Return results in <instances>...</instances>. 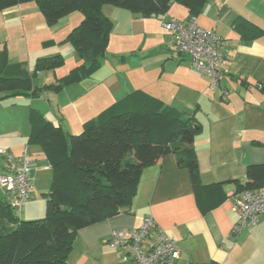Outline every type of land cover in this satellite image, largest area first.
Here are the masks:
<instances>
[{"label": "crops", "instance_id": "0c3cea01", "mask_svg": "<svg viewBox=\"0 0 264 264\" xmlns=\"http://www.w3.org/2000/svg\"><path fill=\"white\" fill-rule=\"evenodd\" d=\"M102 14L112 29L99 69L59 93L43 91L34 98L1 100L0 150L14 157L27 156L30 194L37 191L42 196L48 193L51 172L42 150L28 144L29 110H41L55 127L78 134L87 121L140 91L166 107L193 113L198 131L192 147L200 181L206 186L222 184L219 191L224 198L214 209L200 211L188 171L177 166L173 155L165 156L142 171L128 207L76 233L67 264H135L124 260L123 249H111L105 240L114 230L137 229L146 216L175 242L180 251L175 264H264V215L234 235L238 217L233 210L236 185L232 183L245 179L248 166L264 164V0H207L195 17L200 28L213 30L222 41L223 78L214 89L188 57L173 53L172 38L162 27L168 17L186 23L184 7L173 4L165 15L144 17L105 5ZM237 18L263 34L241 40L233 28ZM81 20L82 15L74 12L48 27L33 2L0 12V51H6L10 72L31 75L38 59L61 56L63 65L37 73L32 85L42 89L64 77L81 64L72 47L63 45ZM13 35L14 40H9ZM4 169L0 157V174ZM3 198L12 203L0 190Z\"/></svg>", "mask_w": 264, "mask_h": 264}, {"label": "trees", "instance_id": "16d2710c", "mask_svg": "<svg viewBox=\"0 0 264 264\" xmlns=\"http://www.w3.org/2000/svg\"><path fill=\"white\" fill-rule=\"evenodd\" d=\"M26 2L38 6L48 27L74 12L82 15L79 25L64 41L81 64L53 84L36 89L32 85L35 75L60 68L63 58H41L31 75L20 70L13 74L3 49L0 101L18 96L34 98L43 91L59 93L93 75L105 56L112 29L102 14L105 5L150 17L165 15L177 4L188 11V22L195 19L207 0H0V12ZM170 19L176 18L168 17L164 22ZM233 28L243 41L263 34L241 18L234 20ZM28 124V144L42 150L51 172L48 193L42 195L46 213L43 219L23 221L10 203L0 199V264H67L76 233L128 207L142 171L168 155L174 156L179 168L188 171L200 211L214 209L224 198L219 191L222 184L206 186L200 181L192 147L198 131L193 113L166 107L140 91L126 95L87 121L78 134L55 127L34 109L29 110ZM232 183L236 185V196L243 191H264V164L248 166L245 179Z\"/></svg>", "mask_w": 264, "mask_h": 264}, {"label": "built area", "instance_id": "2783aa9c", "mask_svg": "<svg viewBox=\"0 0 264 264\" xmlns=\"http://www.w3.org/2000/svg\"><path fill=\"white\" fill-rule=\"evenodd\" d=\"M162 27L172 38L173 53L188 57L192 67L210 80V88H217L223 78L224 60L219 52L222 41L216 33L200 28L193 18L185 24L170 19ZM223 96L226 97L227 93L223 92ZM0 157L5 161L4 173L0 174V189L19 212L28 202L32 189L30 161L25 154L14 157L3 150H0ZM233 210L238 217L233 234L238 235L254 226L264 215V191L238 194ZM105 244L111 249H123L124 260L130 259L135 264H175L180 256L175 242L165 232L156 229L151 216L144 217L135 230L112 231Z\"/></svg>", "mask_w": 264, "mask_h": 264}, {"label": "rangeland", "instance_id": "374dc122", "mask_svg": "<svg viewBox=\"0 0 264 264\" xmlns=\"http://www.w3.org/2000/svg\"><path fill=\"white\" fill-rule=\"evenodd\" d=\"M14 37L15 36L13 35V36H9L8 38H9V40H14ZM63 45H66L67 48L71 47L67 43L66 44L64 43ZM30 196L31 197H30L29 201L26 203L27 205L25 204L22 207L21 212L20 213H16V215L18 216V218H20L23 221L24 220H31L32 221V220L43 219L45 217L46 207H45V201L43 200L44 201L43 202L41 200V198L43 199L44 197L41 196L40 193H37V191H33L30 194ZM33 200H35V202H33ZM31 206L33 207V209L28 214L26 212L24 213V210L27 209V208H30Z\"/></svg>", "mask_w": 264, "mask_h": 264}]
</instances>
